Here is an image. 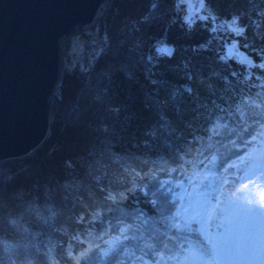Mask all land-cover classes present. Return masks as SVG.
I'll return each mask as SVG.
<instances>
[{"label":"trees","instance_id":"1","mask_svg":"<svg viewBox=\"0 0 264 264\" xmlns=\"http://www.w3.org/2000/svg\"><path fill=\"white\" fill-rule=\"evenodd\" d=\"M106 5L70 32L66 50L101 34L66 62L47 139L0 161V264H264V233L220 238L264 222V185L258 212L240 204L264 174V0L190 20L185 1Z\"/></svg>","mask_w":264,"mask_h":264},{"label":"water","instance_id":"2","mask_svg":"<svg viewBox=\"0 0 264 264\" xmlns=\"http://www.w3.org/2000/svg\"><path fill=\"white\" fill-rule=\"evenodd\" d=\"M106 0H0V161L30 155L51 128L61 40Z\"/></svg>","mask_w":264,"mask_h":264},{"label":"rangeland","instance_id":"3","mask_svg":"<svg viewBox=\"0 0 264 264\" xmlns=\"http://www.w3.org/2000/svg\"><path fill=\"white\" fill-rule=\"evenodd\" d=\"M179 1L180 2L185 1L187 3L189 20L192 19V17L196 14L204 16V13L201 10L202 0H179ZM105 7H106L105 9L102 8L101 10H103L104 12L105 11L107 12V10H109V7H110V0H107V5ZM230 26H232L235 29L238 28L233 23H231ZM99 34H101L99 27H95L87 35L76 33L72 36L70 43H69L68 50H66L67 42L69 40L70 33L67 34L65 36V38H63V40H62V43L64 42V45H65V50H64L65 52L62 56L63 57L62 58L63 59L62 69L64 70V68L67 66L66 62L69 60L70 57H71V59L73 57L72 60H74V61H76V63H78L79 57L81 58L83 56L85 57V56L91 55L92 54L91 48H93L94 46H92V44L89 41H92L93 38ZM65 42H66V44H65ZM90 44H91V46H90ZM235 46H236L235 44L228 45V47L226 49V55L225 56H230V55H234V54L238 53L240 56L243 57L244 55L241 52H239L235 48ZM59 87H60V84L55 88V90H53L54 91V94H53L54 98L60 91ZM53 99H52V101H53ZM52 101H51V104H52ZM254 176H255L254 177V179H255L254 183L247 187V190L241 196V198H243V197L248 198V196H250L249 199H251V201H253L255 204H248L247 200H245V202H240V204H241V209H245L246 207H244V206L247 205L248 210H254V211L258 212L259 209H258V198L257 197H260V195L258 193L261 190L260 188L263 187V185H264V174L255 173ZM252 198H255V199H252ZM241 227H242L243 232H240V233H242V235H240V236H238V234H236L235 235L236 237H234V238L233 237L230 238V236L227 234H222L220 236V238L224 242L222 244L223 250H224V248H227V249L232 248V251H235V249L238 245H243V244H245V245L246 244H252L255 247H257L258 246L257 244L260 241L262 242L263 233H264V222L260 221L258 219V217H255V216H251V218L248 217L246 219V221L242 224ZM244 231H246L247 233L243 234ZM258 231H260L259 236H261V238L255 234ZM93 240H95V238ZM87 242L89 243L90 241H87ZM235 245H237V246H235ZM72 247H73L72 245L67 246V248L69 250V254L70 255L73 254L74 256H77V254L80 252L81 249L76 251V252H73ZM84 251H85V249H84Z\"/></svg>","mask_w":264,"mask_h":264},{"label":"built area","instance_id":"4","mask_svg":"<svg viewBox=\"0 0 264 264\" xmlns=\"http://www.w3.org/2000/svg\"><path fill=\"white\" fill-rule=\"evenodd\" d=\"M98 22H99V20H98ZM86 29H89V28H86ZM94 42H97V43H104V45L106 44V41H102V39L101 38H97ZM61 43H62V41H61ZM91 43V42H90ZM63 44V45H62ZM61 44V46H62V49H61V54H62V56H63V54H64V49H65V45H64V42ZM65 44H66V42H65ZM92 44V43H91ZM63 58V57H62ZM62 63H63V59H62ZM62 71H63V69H62V65H61V72H60V77H59V81H58V83H57V85H56V87L60 84V82H61V79H62ZM55 87V88H56ZM55 88H54V90H55ZM53 94H54V91L51 93V96H50V100L52 101V99H53Z\"/></svg>","mask_w":264,"mask_h":264},{"label":"bare ground","instance_id":"5","mask_svg":"<svg viewBox=\"0 0 264 264\" xmlns=\"http://www.w3.org/2000/svg\"><path fill=\"white\" fill-rule=\"evenodd\" d=\"M61 49H62V46H61ZM61 49H60V50H61Z\"/></svg>","mask_w":264,"mask_h":264}]
</instances>
